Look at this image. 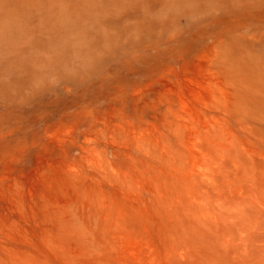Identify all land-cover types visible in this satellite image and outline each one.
Masks as SVG:
<instances>
[{"label":"rangeland","instance_id":"374dc122","mask_svg":"<svg viewBox=\"0 0 264 264\" xmlns=\"http://www.w3.org/2000/svg\"><path fill=\"white\" fill-rule=\"evenodd\" d=\"M0 264H264V0H0Z\"/></svg>","mask_w":264,"mask_h":264},{"label":"bare ground","instance_id":"6f19581e","mask_svg":"<svg viewBox=\"0 0 264 264\" xmlns=\"http://www.w3.org/2000/svg\"><path fill=\"white\" fill-rule=\"evenodd\" d=\"M12 24V23H11Z\"/></svg>","mask_w":264,"mask_h":264}]
</instances>
